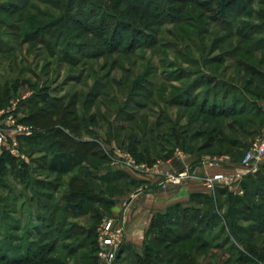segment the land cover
Segmentation results:
<instances>
[{"label": "rangeland", "instance_id": "obj_1", "mask_svg": "<svg viewBox=\"0 0 264 264\" xmlns=\"http://www.w3.org/2000/svg\"><path fill=\"white\" fill-rule=\"evenodd\" d=\"M68 1L0 0V86L18 87L0 114L8 110L4 119L10 118L9 109L15 107L20 124L31 127L32 135L45 136L48 130L36 122L23 123L34 112L29 107L36 103L45 111L44 96L62 99L61 105L73 101L79 119H96L75 135L95 140L98 155L80 162L43 142L27 148L21 140L25 136L17 137L19 156L0 146V264H137L145 243L163 251L166 243L155 241L157 231L149 236L147 231L143 245L129 244L118 261L107 263L98 253L99 228L112 219L127 232L114 209L157 177L161 187L165 177L157 173L175 156L220 168L228 179L216 191L228 188L243 196L248 179L264 175V159L254 172L241 165L253 144L264 140V0L232 6L225 21L213 0H78L72 8ZM65 13L81 23H56ZM52 23L59 26L62 53L51 56L33 34ZM189 95L197 106L179 107L177 102ZM204 102L225 115L202 114ZM129 115L136 117L129 122ZM223 137L232 143H221ZM132 149L147 151L144 160ZM127 159L150 173L127 165ZM75 177L88 187L77 191ZM201 188L205 195L216 193ZM248 193L245 202L254 213H264V188L251 185ZM93 194L97 198L89 202ZM201 201L207 203L195 198L185 207L194 215L192 230L203 233L205 241L211 229L203 217L210 205ZM224 204L222 213L229 208ZM237 208L244 211L245 206ZM173 213L176 218L165 226L171 241L186 233L184 217ZM213 223L216 236L222 224ZM227 235L213 242L218 249L197 250L202 241L195 239L163 253L173 257L192 250L196 264H236L241 253L229 251L237 241H227ZM183 263L180 257L174 262Z\"/></svg>", "mask_w": 264, "mask_h": 264}, {"label": "trees", "instance_id": "obj_2", "mask_svg": "<svg viewBox=\"0 0 264 264\" xmlns=\"http://www.w3.org/2000/svg\"><path fill=\"white\" fill-rule=\"evenodd\" d=\"M213 1L217 3L218 17H221L224 21L229 16V8H231L232 6L244 5V0ZM77 2L79 1L69 0L67 6L72 8L76 5ZM80 20L81 19L74 18L72 15L65 13L62 16L61 20L57 21L56 23H66V25L70 26V23H81ZM74 25L76 26V24ZM58 27V24L52 23L44 26L41 29H37L33 34L36 38L34 39L38 40V42L45 48L48 53L51 54V56L54 54L59 55L62 53V50L59 48L61 37L59 35L60 31L58 30ZM76 27H78V24ZM98 55L99 54H95L92 56L93 58H95ZM70 56H66L65 53L66 58L71 59ZM17 88V86H14V88L11 87L10 84H7L4 88L0 86V108L5 105L3 102L9 101L12 98L11 93L17 90ZM191 97L192 96L189 95L187 97L189 98V100L187 99L186 101L179 100V102H177V105L183 108H193L197 106V101L195 99H191ZM41 102H43L44 106H46L45 111L40 109V107H38V105L34 103L35 105L29 107L30 110L34 111L33 114L28 115V117L22 121L23 123H27L32 120L36 122V125L38 127H42V129L44 128L45 130H48V134L44 136V134L42 133H35L34 135L29 137H22L21 140L24 142V145L27 148H33L34 143L36 145L39 142H43L44 144L46 143L50 147L55 148V152L57 154L59 153L62 156H65V154H71L73 156H76V160H79L80 162L84 160L86 156L91 155L95 157L98 155V153L95 151V148H98L99 144H97L95 140L90 139L89 141H84L83 138H79L77 135H75V133L79 134L82 132V125L86 130L88 129V124L96 123L95 117L90 118V120H87L86 118L79 119V117L77 116V111L71 109V107L75 104L73 101L68 105H61L62 99L49 101V99L44 96ZM200 112L204 115H209L212 118L223 117L225 115V113L223 112H217L215 110V107L209 109L205 102L200 106ZM234 114L236 113L234 112ZM55 115L57 117H55ZM129 116V122H131L136 117H132L131 115ZM78 122L80 125H78ZM66 128H69L72 133H67ZM135 140L136 139H133V137L131 138L132 145L137 144ZM221 143L231 144L232 142L223 137L221 139ZM132 151L139 159V161L144 160L143 158L147 153V151H143L138 154L135 153V149H132ZM5 155H9L12 160V156L9 153H5ZM9 163L12 162L10 161ZM123 175L126 174L124 173ZM260 176V179L254 177L248 179V184L245 183L244 185L246 192L243 196L234 194V192L230 191L228 188L219 189L213 195H205L204 193L193 195L192 200H194L195 198H206L207 203L203 204V201H201L200 204H203L204 206L205 204L210 205V208L207 209L206 212H204L203 217V219L207 220V226L211 229L210 233L207 234V238H205V241H203V233H195V231L192 230V220L194 218V215H191V210L189 208H186L184 205H173L168 209V213L155 215L151 221V225L147 235L149 236L151 232L153 233V231H157L158 234L163 235V237L157 234L155 241L166 243V246L163 248V251H160L154 246L145 243V253L143 255L137 256V264H174V262L177 260V257H180L181 261H185V263L183 264H196L195 257L190 256V252L192 250L190 252L187 251L183 253L177 251L175 253H172L173 257H168L164 253H167L171 249H173V246H177L184 242H191L195 239H197L199 242L202 241L201 246H199L197 250L201 251L204 249H210L213 246V242L215 240H218L220 236L226 233H228L227 241L230 240L229 238L235 240V242L237 241V245L231 243L232 245L229 251L232 252L234 251L233 249H236V251H239L241 253V255L236 260V264H264V255H262V251L264 252V239H262V236L264 234V213H254L255 207H253L252 204L245 202V197L248 196V189L251 185H256V188L261 190L264 188V175L262 177V175L260 174ZM75 178L77 183V186L75 188L77 191H83L88 187L87 181H83L81 177ZM74 196H76V194ZM96 198L97 195H91L89 197V202L94 201V199ZM222 198H225L226 200L223 201ZM224 203H229V208L227 209L226 213H222L221 211V209L225 205ZM238 204H242L245 206L244 211H240L237 208ZM174 211H178L184 217L183 220H185L184 227L186 228V233L184 235H174V240L171 241V237L170 235H168V233L171 232V229H167L165 226L167 223H171L170 220L172 219V217L176 218L175 213H173ZM196 212L201 213V209H198V211ZM244 212H249L251 215H246L244 214ZM215 220L222 224L218 231L219 233L216 236L213 235V230L217 228V226L215 225L216 223H213ZM239 221L249 222L250 224L252 222V224L245 227L239 224ZM255 240L259 241V243H257V241L255 242ZM261 243L263 244V249L259 251V244ZM127 246V244H124L122 246L117 254L115 261H118L123 253L129 249L127 248ZM212 248L218 249L219 245H216ZM1 251L2 250L0 248V252ZM205 256H207V258L210 257V259L216 258V255L211 253H206ZM258 256L262 257V259L256 260ZM226 264H230V261H228Z\"/></svg>", "mask_w": 264, "mask_h": 264}, {"label": "crops", "instance_id": "obj_3", "mask_svg": "<svg viewBox=\"0 0 264 264\" xmlns=\"http://www.w3.org/2000/svg\"><path fill=\"white\" fill-rule=\"evenodd\" d=\"M194 162L196 160L191 157L183 160L175 156L170 162L172 170L176 173L187 171L189 174L187 179L180 184L168 183L162 188L157 184L161 181V177H157L152 184L150 183L143 190L130 196L125 201L124 207L118 205L114 209L115 214L127 225V245L130 244L129 246L133 247L143 245L155 215L166 213L171 206L176 204L188 205L193 195L205 193L201 188L202 178L222 171L220 168L212 167L211 162L196 164Z\"/></svg>", "mask_w": 264, "mask_h": 264}, {"label": "built area", "instance_id": "obj_4", "mask_svg": "<svg viewBox=\"0 0 264 264\" xmlns=\"http://www.w3.org/2000/svg\"><path fill=\"white\" fill-rule=\"evenodd\" d=\"M25 99L27 98L25 97ZM7 111H4L3 113L5 114ZM16 111L17 109L15 107L9 109V113H11L12 116L7 119H4L3 113L0 114V146L5 147L14 156H19L20 151L17 137L31 136L34 131L31 127L24 126L15 119ZM263 159L264 140H259L255 142L247 152L241 162V165L254 172L257 170V166L263 162ZM126 164L142 173H150L148 167L145 165H138L134 160L132 161L131 159H127ZM217 164L214 163L213 165ZM158 174L165 177L164 182L161 184L162 187H166L168 183L180 184L188 176L187 172L178 174L173 173L171 166L161 168L160 171H158ZM227 179L228 177L222 173H218L213 176L207 175L202 178L201 184L208 192L214 193L218 184ZM125 232L126 230L124 229V225H120L112 219L104 220L99 228L97 239L98 253L101 259L107 263H112L116 260L119 250L126 242Z\"/></svg>", "mask_w": 264, "mask_h": 264}]
</instances>
